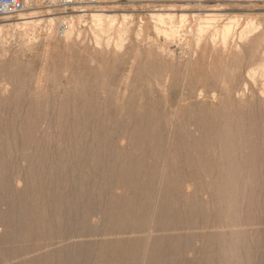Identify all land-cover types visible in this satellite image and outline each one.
Segmentation results:
<instances>
[{
	"label": "rangeland",
	"instance_id": "obj_1",
	"mask_svg": "<svg viewBox=\"0 0 264 264\" xmlns=\"http://www.w3.org/2000/svg\"><path fill=\"white\" fill-rule=\"evenodd\" d=\"M28 2L0 16V264H264V0Z\"/></svg>",
	"mask_w": 264,
	"mask_h": 264
},
{
	"label": "built area",
	"instance_id": "obj_2",
	"mask_svg": "<svg viewBox=\"0 0 264 264\" xmlns=\"http://www.w3.org/2000/svg\"><path fill=\"white\" fill-rule=\"evenodd\" d=\"M47 4H54L61 7L93 3L95 0H45ZM29 5L28 0H0V16L11 15L24 11ZM66 24H61L60 31L66 29Z\"/></svg>",
	"mask_w": 264,
	"mask_h": 264
},
{
	"label": "bare ground",
	"instance_id": "obj_3",
	"mask_svg": "<svg viewBox=\"0 0 264 264\" xmlns=\"http://www.w3.org/2000/svg\"><path fill=\"white\" fill-rule=\"evenodd\" d=\"M93 14V13H92ZM94 15V14H93ZM155 16V15H154ZM27 18L28 17H22V18H19V19H21L20 21H21V23H26L27 22ZM229 31H230V28L229 27H227V26H225L224 28H223V32H222V35H224V36H226L228 33H229ZM170 32L171 33H174V32H176V30L173 28V29H170ZM249 31L247 30V31H245V33H248Z\"/></svg>",
	"mask_w": 264,
	"mask_h": 264
}]
</instances>
